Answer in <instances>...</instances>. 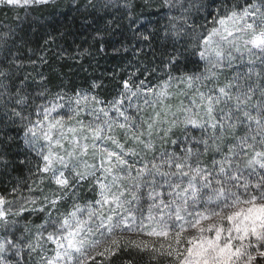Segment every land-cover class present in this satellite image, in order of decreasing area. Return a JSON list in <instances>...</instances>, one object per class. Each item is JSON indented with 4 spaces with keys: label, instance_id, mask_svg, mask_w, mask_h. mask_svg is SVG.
<instances>
[{
    "label": "snow or ice",
    "instance_id": "snow-or-ice-1",
    "mask_svg": "<svg viewBox=\"0 0 264 264\" xmlns=\"http://www.w3.org/2000/svg\"><path fill=\"white\" fill-rule=\"evenodd\" d=\"M61 8L76 55L125 54L109 95L42 70ZM0 12V264H264V0Z\"/></svg>",
    "mask_w": 264,
    "mask_h": 264
},
{
    "label": "trees",
    "instance_id": "trees-1",
    "mask_svg": "<svg viewBox=\"0 0 264 264\" xmlns=\"http://www.w3.org/2000/svg\"><path fill=\"white\" fill-rule=\"evenodd\" d=\"M139 1L141 3L143 2V0ZM60 11L66 13V15L57 16V19L61 23H65L71 30L70 37L64 46L68 48L70 56H75V59H53L51 64L42 70L50 75L53 83L58 82L57 78L60 75H63L72 85L79 86L88 85L93 79L103 80V83L108 87L102 90L101 94L109 95L114 89V81L108 79V74L113 72L117 65L123 62L125 54L121 53L120 56L113 57L110 54L111 49H109L108 54H97L93 49H90V54L84 56L76 55L77 44L81 45V51L83 48L88 47L87 42L82 38L83 30L80 28L81 22L80 20L70 21L68 18L73 16V12L69 11L67 8H61ZM137 11L139 12L140 9H137ZM144 11L147 13L149 9L145 8ZM2 17L3 16L0 14V18ZM72 36L76 37V44L72 43ZM127 55H130V53Z\"/></svg>",
    "mask_w": 264,
    "mask_h": 264
},
{
    "label": "rangeland",
    "instance_id": "rangeland-1",
    "mask_svg": "<svg viewBox=\"0 0 264 264\" xmlns=\"http://www.w3.org/2000/svg\"><path fill=\"white\" fill-rule=\"evenodd\" d=\"M67 2H68V0H62V3H67ZM138 2H140V1L138 0ZM0 14H1V16H3L2 12H0Z\"/></svg>",
    "mask_w": 264,
    "mask_h": 264
}]
</instances>
